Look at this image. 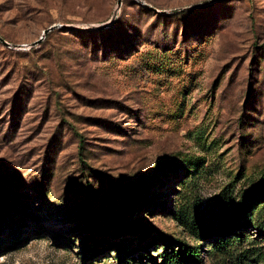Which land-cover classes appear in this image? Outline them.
<instances>
[{
	"label": "rangeland",
	"instance_id": "rangeland-1",
	"mask_svg": "<svg viewBox=\"0 0 264 264\" xmlns=\"http://www.w3.org/2000/svg\"><path fill=\"white\" fill-rule=\"evenodd\" d=\"M143 1L0 0V264H264V0Z\"/></svg>",
	"mask_w": 264,
	"mask_h": 264
},
{
	"label": "water",
	"instance_id": "water-1",
	"mask_svg": "<svg viewBox=\"0 0 264 264\" xmlns=\"http://www.w3.org/2000/svg\"><path fill=\"white\" fill-rule=\"evenodd\" d=\"M136 1H138L140 4H144V5H145V2H144L143 0H136ZM216 1H218V0H216ZM121 5H122V0H118V6L120 7ZM151 8L155 9L154 7H151ZM189 8H190V7H187V8H185V9H189ZM115 17H116V15H114V17H113L109 22H107L106 24H104L103 27L109 26V25L114 21ZM56 26H57V25H51L49 28L45 29V30L43 31V34L41 35V37L36 41V43H40V42L46 37V35H47L49 32H51L52 30H54V28H55ZM0 40H1L3 43L8 44V42H7L3 37H1V36H0Z\"/></svg>",
	"mask_w": 264,
	"mask_h": 264
},
{
	"label": "trees",
	"instance_id": "trees-1",
	"mask_svg": "<svg viewBox=\"0 0 264 264\" xmlns=\"http://www.w3.org/2000/svg\"><path fill=\"white\" fill-rule=\"evenodd\" d=\"M245 215H251L249 212H246L245 214H241L240 216L244 217ZM250 221V220H249ZM226 232L232 234V232H230L229 230H226ZM226 232H223L226 233ZM189 249V246L186 247L185 250H181V252L178 253V255H181V256H188L190 257L191 259H198V256H199V252L200 250L197 248V249H193V248H190L191 250H188Z\"/></svg>",
	"mask_w": 264,
	"mask_h": 264
}]
</instances>
